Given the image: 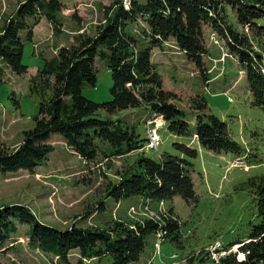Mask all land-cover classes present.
I'll return each mask as SVG.
<instances>
[{
    "label": "trees",
    "instance_id": "trees-1",
    "mask_svg": "<svg viewBox=\"0 0 264 264\" xmlns=\"http://www.w3.org/2000/svg\"><path fill=\"white\" fill-rule=\"evenodd\" d=\"M63 8L62 0H25L19 4L0 28V60L7 68L20 76L28 73L29 67L23 63L22 34L32 42L34 29L46 18L54 33L61 35L59 14ZM103 17L94 36L80 34L74 45L61 47L56 56L43 59L30 84L31 93L39 98L35 125L24 132L23 143L16 150L0 145V173H33L55 151L51 136L60 135L72 152L88 162L98 158L99 142L110 146V152H104L107 158L135 154L131 166L117 182L109 184L107 198L118 203L132 196L150 203L175 197L187 203L197 202L192 161L200 152L188 143L197 137L200 146L213 154L241 155L243 149L227 124L207 113L204 98L192 100L197 113L189 123L177 104V96L164 89L152 60L153 50L173 41L203 81L209 82L204 31L212 29L226 42L230 56L245 72L253 105L264 112V0H129L128 6L124 0H114L104 8ZM139 21L147 25L143 35L148 43L141 46L127 31L130 24ZM237 26L248 31H240ZM97 60L106 63L113 78L111 100L102 104L84 95L85 86L96 84ZM137 108L163 116L164 129L170 135L189 141L173 145L178 155L165 153L156 160L137 154L147 140L136 128L100 115L102 111L114 115ZM249 183L256 196L260 222L252 227L249 236L235 243L239 251L224 256L222 264H264V175ZM21 226L28 227L30 244L57 258L59 264H72L70 256L74 251L80 255L78 264L105 257L112 264L136 263L151 236L178 246L182 238V224L174 209L165 210L157 219L134 224L115 222L105 228L73 225L59 230L41 223L29 207L11 204L0 206V253L9 249L7 244ZM237 254L244 258L239 259Z\"/></svg>",
    "mask_w": 264,
    "mask_h": 264
},
{
    "label": "rangeland",
    "instance_id": "rangeland-1",
    "mask_svg": "<svg viewBox=\"0 0 264 264\" xmlns=\"http://www.w3.org/2000/svg\"><path fill=\"white\" fill-rule=\"evenodd\" d=\"M24 1L0 0V28ZM124 1L128 6L129 0ZM62 2L64 8L59 14L61 35L54 33L46 18L34 29L32 42L26 39L25 33L22 34L25 44L23 63L29 67L27 74H15L0 60V68H3L0 76V145L10 151L23 143L24 132L35 125L39 98L31 93L30 84L31 78L42 67L43 59L53 58L61 47L74 45L75 37L80 34L94 36L98 25L104 21V8L114 0ZM231 21L236 25L233 16ZM237 27L240 31H248ZM145 30L147 25L143 21L127 28L140 46L148 43L143 35ZM204 32L209 82L203 81L200 72L187 61L173 41L165 43L162 49H154L152 57L164 89L177 96V104L185 111L189 123L192 124L197 113L192 100L204 98L207 113L225 122L231 136L243 149L241 155L213 154L197 143L191 144L200 152L192 161L197 202L187 203L175 197L163 204L156 200L150 203L139 196H132L118 203L107 198L109 184L118 181L135 160V154L107 158L104 152H110L111 148L99 142L98 158L88 162L72 152L62 136L52 135L50 143L55 146V151L43 166L33 173L25 170L8 175L0 173V206H27L41 223L59 230L73 225L105 228L115 222L134 224L157 219L165 210L174 209L182 224L181 245L170 241L162 243V237L153 235L148 239L142 258L153 254L152 264H218L217 260L222 262L224 253V256L237 253L240 246L235 243L249 236L252 227L260 222L256 196L249 182L264 175V112L253 105L245 72L230 56L226 42L208 27ZM96 70V84L85 86L84 95L102 104L111 100L113 78L101 60L96 61ZM100 115L102 119L121 121L123 125L135 127L146 140L147 130H154L155 123V130L162 137L157 150L147 148L146 142L143 150L137 152L152 159L158 160L165 153L178 155L173 145L189 142L170 135L162 128L165 119L145 108L128 109L114 115L102 111ZM150 120L152 122H148ZM238 159L244 161V165L243 162L238 164L245 169L230 168V164ZM101 203L102 208L99 207ZM7 246L9 249L0 253V264H59L57 258L30 244L27 226H21ZM208 251H215V256H210ZM205 253L208 255L204 256ZM237 255L239 259L241 256L244 258L243 254ZM203 258L206 260L202 262ZM79 259L78 251L70 256L72 264H78ZM83 264H112V261L105 257L87 260Z\"/></svg>",
    "mask_w": 264,
    "mask_h": 264
},
{
    "label": "built area",
    "instance_id": "built-area-1",
    "mask_svg": "<svg viewBox=\"0 0 264 264\" xmlns=\"http://www.w3.org/2000/svg\"><path fill=\"white\" fill-rule=\"evenodd\" d=\"M163 117V116H162ZM164 118V117H163ZM148 122H152V120H150V121H148ZM164 125H165V121H164V123H163ZM147 134H148V139H147V144H148V146H147V148H149V149H157V147H158V145L160 144V142H161V140H162V137H161V134L160 133H158V132H156L155 131V123H154V130H147ZM141 150H143V149H141ZM160 250V248H158L157 249V251H159ZM217 250H219V249H217ZM216 250V251H217ZM215 253V251H211V253H210V251H208V254L210 255V256H215V255H213ZM224 255H225V253L223 254V256H222V258L224 257ZM221 259V258H220ZM218 261V262H217ZM216 262L218 263V264H222V262H220L219 260H217ZM152 262H151V260H150V262H149V264H151Z\"/></svg>",
    "mask_w": 264,
    "mask_h": 264
},
{
    "label": "crops",
    "instance_id": "crops-1",
    "mask_svg": "<svg viewBox=\"0 0 264 264\" xmlns=\"http://www.w3.org/2000/svg\"><path fill=\"white\" fill-rule=\"evenodd\" d=\"M194 144H196L197 143V145L200 147V145H199V143L197 142V140H194V142H193ZM201 148V147H200ZM162 251V250H161ZM75 252V251H74ZM77 252V251H76ZM152 255L153 254H151V256L149 257V256H147V257H144V258H142L143 257V255H141V258H140V261L139 262H136V263H140V264H146L147 263V261L152 257ZM93 261V260H92ZM144 261V262H143Z\"/></svg>",
    "mask_w": 264,
    "mask_h": 264
},
{
    "label": "bare ground",
    "instance_id": "bare-ground-1",
    "mask_svg": "<svg viewBox=\"0 0 264 264\" xmlns=\"http://www.w3.org/2000/svg\"><path fill=\"white\" fill-rule=\"evenodd\" d=\"M156 132H158V130H155ZM159 133V132H158ZM157 150V149H156ZM150 151V150H149ZM150 154V153H149ZM217 250V249H216Z\"/></svg>",
    "mask_w": 264,
    "mask_h": 264
}]
</instances>
